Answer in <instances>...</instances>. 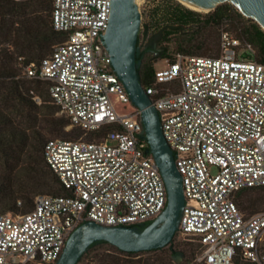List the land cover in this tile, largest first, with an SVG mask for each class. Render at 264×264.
I'll return each instance as SVG.
<instances>
[{"label": "built area", "instance_id": "built-area-1", "mask_svg": "<svg viewBox=\"0 0 264 264\" xmlns=\"http://www.w3.org/2000/svg\"><path fill=\"white\" fill-rule=\"evenodd\" d=\"M49 1L51 25L66 39L24 76L47 82L71 126L85 134L111 129L100 140L45 142L43 158L68 194L0 213V264H55L82 223L145 224L168 201L141 111L105 44L112 0ZM256 55L253 44L223 30L218 56L177 54L143 85L182 175L178 232L200 245L201 264H264V211L247 216L236 202L238 192L264 187V63Z\"/></svg>", "mask_w": 264, "mask_h": 264}, {"label": "trees", "instance_id": "trees-1", "mask_svg": "<svg viewBox=\"0 0 264 264\" xmlns=\"http://www.w3.org/2000/svg\"><path fill=\"white\" fill-rule=\"evenodd\" d=\"M51 8L52 5L49 0H0V96L14 95L19 100L26 101V97L21 90L22 85L17 79L18 69L15 67V63H22V68L24 69L25 66L33 62L34 57L43 59L52 52L55 42L62 41V38H64L63 41L66 39L61 33L55 31L51 25ZM48 11H50V15L46 19L43 14ZM153 13L151 24L146 25L145 34H148L151 27L157 30L149 35V43L145 52L150 49L151 43L178 33L185 36V50H182L184 55H193L194 47L201 48L205 44L204 36L206 33L203 30L205 26H201V24L194 25L202 16L200 12L178 3L174 7L173 12L169 8H157L153 10ZM205 17V24L208 23L207 25L229 23L234 30L238 31L237 33L243 41L249 42L257 48L256 58L264 63V29L257 22L253 19H246L231 3L227 2L218 5ZM194 31L198 33L197 36H194ZM6 44L8 46L12 45L16 50L11 51L10 47L5 46ZM145 52L137 54L136 61L140 81L146 87L154 81V68L151 63H142ZM165 54V52H162L163 56ZM10 122V119L0 112V125H7ZM48 123L52 132L58 133L65 132V127L71 125L68 117L54 118ZM10 128L11 131H2L3 133H0L1 151H5L6 148L11 147L17 141V131L13 130L12 127ZM72 131L76 135L85 133L79 127H73ZM20 136L22 137L23 133ZM28 138L26 133H24L23 139L27 141ZM28 144L30 146V153L31 150L39 152L44 147V139L36 138ZM29 156L30 162L34 166L32 165L28 172H26V177L30 178L33 185L37 188L34 193L35 195L46 191L52 192L55 188L64 195L68 194L59 177L48 167L43 157L32 154H29ZM13 179L10 176H0V210L3 213H15L18 210L17 202L19 198H23L32 207V210L34 207L33 192L25 191L26 187H28L27 183L20 181V188L17 187L18 184L15 185V181L19 182L21 177L17 180ZM247 190L251 189L242 190L238 192L237 196L242 198L244 192ZM150 222L148 221L145 224L134 225L132 227L142 229ZM101 243L108 242L97 241L89 249ZM197 245L200 248V245ZM191 250L194 251V249ZM118 252L120 254H113L111 252L99 253L100 258L96 264H148L141 259L130 258L133 252H124L120 249H118ZM121 254L124 256H121ZM237 264L254 263L237 260Z\"/></svg>", "mask_w": 264, "mask_h": 264}, {"label": "rangeland", "instance_id": "rangeland-1", "mask_svg": "<svg viewBox=\"0 0 264 264\" xmlns=\"http://www.w3.org/2000/svg\"><path fill=\"white\" fill-rule=\"evenodd\" d=\"M178 3L182 4L178 0H168L166 2L164 0H143L137 6L140 13L137 54L145 52L149 43V35L157 30L156 28L151 27L148 34H145L146 25L151 24L152 16L154 14L153 10L157 8H169L171 12H173L174 7ZM227 3H231L239 12L244 15L246 19H253L255 22H257L255 17L243 13L232 2ZM212 11H199L202 16L199 18L198 22L194 23V25L201 24V26H205V29H203L206 33L204 36L205 44L201 48L194 47L193 51L195 54L193 53V55L206 57L218 56L220 52V35L223 30H228L235 37L242 39L237 33L238 31L234 30V28H232L229 23H221L220 25H207L208 23L205 24V15ZM43 15L46 19H48L50 11ZM197 34L198 33L194 31V36H197ZM184 37V35L178 33L172 34L167 38L161 39L160 41L153 42V47L145 52L142 63H151L153 65L154 71L157 68L165 67L168 62L172 61V59L176 57L177 54H183L182 50H185ZM63 39L64 38H62V41ZM62 41L55 42V45ZM5 46L8 45L6 44ZM8 47H10L11 51L16 50L14 47H12V45H9ZM255 49L257 51L256 47ZM162 52L166 53L165 56L162 55ZM40 59V57H34L33 62L39 63ZM15 67L18 69L17 79L22 85L21 90L26 97V101L19 100L14 95L0 96V112L4 113V115L11 121L10 124L0 125V133L11 131L10 127H12L13 130L17 131L18 133L16 143H13L11 147L6 148L5 151L0 150V176H10L14 178L13 180H17L21 177L19 182L15 181V185L18 184L17 187L20 188V181L27 183L28 187L24 189L26 192H33L32 195L34 202L38 196L58 194L63 195V193H60L57 188H55V190L52 192L46 191L40 194H34L37 188L33 185L32 180L26 177V172H28L32 165L34 166V164L30 162L29 154L34 156L40 155L43 157V149L41 148L39 152L31 150L30 153V146L28 143L32 142L36 138L44 139V144L50 139L74 140L82 137L83 139L91 141L100 140L111 128H105L100 132L92 131L88 132L87 134L84 133L82 135H76V133L72 131L73 126L67 125L64 129L65 132H52L48 122L54 118H67V116L63 114L59 107L51 100L48 93L47 82L25 77L24 69L22 68V63L20 62H16ZM164 88L173 89V85H166ZM35 97H39L41 101L37 102L34 99ZM123 110L133 111V107L131 105H126L123 107ZM21 133H23L22 137L20 136ZM24 133H26V136L29 137L27 141L23 139ZM216 172V169H212L213 174H216ZM19 201H21V206L17 204L18 210L15 213H3L1 210L0 213L21 214L31 210L32 207L28 205L27 202L23 200V198H19ZM236 202L240 210L247 216L264 211V188L247 190L244 192L242 198L237 196ZM191 249H194V251ZM103 252L120 254L117 247L111 245L110 243H101L92 247L91 249H88L81 257L80 262L77 264H96L100 258L99 253ZM199 254L200 248H198L197 243L191 241L187 236L182 235L177 230L173 239L167 246L155 250L133 252L130 258L141 259L143 262L145 261L148 264H201L196 260ZM121 256L124 255L121 254ZM127 258L129 257L127 256Z\"/></svg>", "mask_w": 264, "mask_h": 264}, {"label": "water", "instance_id": "water-1", "mask_svg": "<svg viewBox=\"0 0 264 264\" xmlns=\"http://www.w3.org/2000/svg\"><path fill=\"white\" fill-rule=\"evenodd\" d=\"M216 3L226 0H203ZM245 14L257 17L264 29V0H236ZM214 8V9H215ZM140 13L135 0H112V13L104 37L111 53L114 70L124 83L133 104L141 111L150 150L163 175L168 201L163 212L144 228L106 226L94 221L79 225L68 237L61 257L55 264H77L89 247L106 241L124 252H140L167 246L178 230L185 203L182 175L172 149L162 132L160 116L138 75L136 61Z\"/></svg>", "mask_w": 264, "mask_h": 264}, {"label": "bare ground", "instance_id": "bare-ground-1", "mask_svg": "<svg viewBox=\"0 0 264 264\" xmlns=\"http://www.w3.org/2000/svg\"><path fill=\"white\" fill-rule=\"evenodd\" d=\"M143 0H135V4L138 6ZM180 3L185 5L186 7L200 12H209L212 11L216 3H212L209 1H203V0H178ZM227 2H232L235 4L242 12H244V9L240 6V4L236 0H226ZM257 18V17H255ZM257 20H259L257 18Z\"/></svg>", "mask_w": 264, "mask_h": 264}, {"label": "flooded vegetation", "instance_id": "flooded-vegetation-1", "mask_svg": "<svg viewBox=\"0 0 264 264\" xmlns=\"http://www.w3.org/2000/svg\"><path fill=\"white\" fill-rule=\"evenodd\" d=\"M147 46H148V45H147ZM149 47H150V48L153 47V46H152V43H151V45H150Z\"/></svg>", "mask_w": 264, "mask_h": 264}]
</instances>
